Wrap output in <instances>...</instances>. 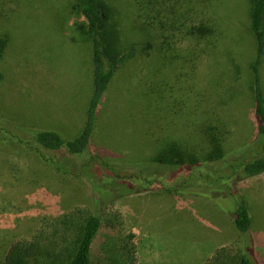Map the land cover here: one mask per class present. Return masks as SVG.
<instances>
[{
	"label": "rangeland",
	"instance_id": "rangeland-1",
	"mask_svg": "<svg viewBox=\"0 0 264 264\" xmlns=\"http://www.w3.org/2000/svg\"><path fill=\"white\" fill-rule=\"evenodd\" d=\"M32 1L12 24L0 20V36L9 35L1 65L6 79L0 86V131L11 129L13 123L71 139L86 121L93 88L92 48L71 40L74 0ZM108 1L115 8L126 46L148 40L145 33L135 36L130 29L138 16L133 0ZM212 5L223 29L218 49L196 62L187 51L190 48L176 44L181 49L177 62L164 54L159 64L151 57L153 50L149 55L140 53L106 93L98 112L99 129L85 158L62 160L44 150L29 151L32 158L0 152V264L13 243L32 238L46 222L76 208L99 212L92 204L94 185H101L97 191L105 198L103 219L120 213L123 235L135 236L137 264H208L232 244L252 264H264V174L245 178L231 169L264 156L250 95L248 65L256 52L249 38L245 40V31L251 21L246 0H212ZM155 40L160 44L156 35ZM171 85L178 98L188 100V106L217 104L223 112L217 122L202 116L205 120L199 123L209 121L228 132L225 159L196 169L154 163L165 148L157 149L153 139L167 138V134L201 157L200 131L186 129L171 111L175 107L180 111V99L165 103L166 111L156 107L152 93L169 92ZM142 93L150 97L147 102L156 115L152 109L141 108ZM1 136L22 150L28 146V139L24 143ZM231 174L240 179L227 181L228 191L227 182L216 179ZM191 188L203 197L187 194ZM241 199L252 219L251 230L242 239L232 218ZM184 201L188 205L181 210ZM106 249L104 243L94 250V264H111L103 255Z\"/></svg>",
	"mask_w": 264,
	"mask_h": 264
},
{
	"label": "trees",
	"instance_id": "trees-1",
	"mask_svg": "<svg viewBox=\"0 0 264 264\" xmlns=\"http://www.w3.org/2000/svg\"><path fill=\"white\" fill-rule=\"evenodd\" d=\"M133 1L138 16L130 25V29L134 30L135 36L145 33L148 40L142 43L135 42L130 46L125 45L123 33L115 20V8L108 0H74L70 6V13L76 18L72 26L71 40L74 43L81 42L90 45L93 63L92 94L86 112V121L78 136L73 137L74 139L65 136L64 138L55 131H32L24 127L13 126L12 123L11 129L6 128L0 131V152L32 158L34 155L29 151L39 153L44 150L60 155L62 160L64 157L83 159L90 151L92 141L99 129L98 112L106 93L120 71L134 62L140 53L149 55L153 50L151 57L154 58L155 64H159L164 54L172 58V63L177 62V55L181 49L176 44L184 45L185 50L190 48L187 51L192 53L190 57H194L196 62L199 57H208L218 49L223 29L220 24H217L218 20L215 18L217 13L213 10L212 0ZM27 2L34 1L0 0V20L5 19L12 24V20L19 19L20 12L24 15ZM246 8L251 23L249 30L245 31L247 34L245 40L249 38L256 52L255 58L248 65L251 78L250 95L252 96L253 113L258 124L257 137L264 140V0H246ZM151 31H154V36H151ZM155 35L160 39V44L155 40ZM8 36V34L0 36V86L6 79L1 65L7 53ZM192 41L198 46L196 47ZM198 51H200L199 54ZM175 91V85H171L169 92L165 90H160V93L159 91L153 92L156 107L166 111L165 103L177 102L180 99L177 103L180 111H177L175 106L171 111L174 110L173 114L178 116L179 122H182L186 129L193 130V133L200 131L202 145L199 153L201 157L190 154L187 150L188 145H185L179 138L167 134V138L153 139L157 149L165 148L157 155L154 163L165 167L196 169L205 165H214L225 159L224 135L227 131L209 124V121L201 125L199 123L205 120L201 118L202 116L210 117L211 122H217L223 117V112L218 110L217 104L214 106L205 104L198 106V109L190 107L188 100L178 98ZM166 93L169 95L166 96ZM139 97L142 103L141 108L148 111L152 109L156 115L153 106L151 107V104L147 102L150 97L144 93ZM186 110H189L187 114ZM192 111L197 114L198 118L192 114ZM1 134H7L8 137L24 143L28 139L26 144L28 146L22 150L16 144L7 143ZM231 169L234 172H241L240 176L245 178L261 176L264 174V156L247 160L241 165H232ZM196 177H194L195 180L202 182ZM231 179H233V174L216 180L220 183L231 181ZM238 179L240 177L233 180L238 181ZM100 186H93L91 196L92 204L97 210L100 209L99 212L91 213L89 210L76 208L55 220L46 222L32 238L21 239L12 244L5 256L4 264H94L93 252L104 243L107 249L103 255L111 264H137V248L134 243L136 238L133 235H123L121 214L115 213L109 220H104L100 214L105 209L103 208L105 198L97 191V187ZM225 187L228 191L230 190L228 182ZM111 189L113 190V187ZM186 193L195 197H203L194 188ZM241 201L232 218L242 239L250 232L252 219L245 204L246 201L243 199ZM208 264H252V262L242 249L232 244L223 248Z\"/></svg>",
	"mask_w": 264,
	"mask_h": 264
},
{
	"label": "crops",
	"instance_id": "crops-1",
	"mask_svg": "<svg viewBox=\"0 0 264 264\" xmlns=\"http://www.w3.org/2000/svg\"><path fill=\"white\" fill-rule=\"evenodd\" d=\"M187 197H188V196H187ZM193 197H195V196H193ZM189 198L192 199L191 197H189ZM195 198L197 199V197H195ZM201 201H202V200H201ZM206 203H207V202H206ZM187 205H188V203L184 201V203L181 205L180 209H181V210H182V209L184 210V208H186L185 206H187ZM180 222H181V220H180ZM181 224H182V225H185V224H183L182 222H181Z\"/></svg>",
	"mask_w": 264,
	"mask_h": 264
}]
</instances>
